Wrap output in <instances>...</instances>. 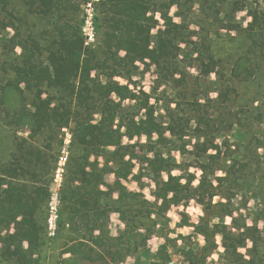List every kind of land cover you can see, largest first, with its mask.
Instances as JSON below:
<instances>
[{"label": "rangeland", "instance_id": "rangeland-1", "mask_svg": "<svg viewBox=\"0 0 264 264\" xmlns=\"http://www.w3.org/2000/svg\"><path fill=\"white\" fill-rule=\"evenodd\" d=\"M8 1L19 25L20 37L16 41L32 37L40 47L38 56L33 59L37 65L46 62L49 50L57 46L62 30L68 32L82 25L84 0H60L54 12L47 15L34 5L33 0ZM169 13L179 26L180 34L176 38L177 55L171 62L160 67L147 61L136 63L128 71L122 65L111 70L113 61H109L103 42L104 30L100 29L98 44L92 48L94 63L100 68L93 71L92 78L104 84L128 86L142 100H148L158 121L174 131L165 135L169 142L158 146L174 159L177 168L172 174L183 176V182H191L195 191L203 182L200 193L215 196L206 197L203 204L196 197L173 206L166 214V220L160 219L156 233L147 241L146 247L139 246L136 253H131L121 264H152L158 260V252L166 243L170 262L162 264H193L181 250L200 252L206 242L203 236L195 233V227L207 223L211 229L215 224L220 225L214 238L217 250L206 264H264V38L259 40L262 49L257 50L254 77L238 80L232 73L235 62L246 56L253 44L247 29L254 22V16L264 20V0H195L184 8L173 4ZM164 29L160 19L153 36ZM15 34L11 28L0 27V177L6 167L26 168L27 155L32 152L30 167L48 171L43 180L49 182L50 190L49 199L39 213L44 234L34 258L38 264H84L81 255L72 253L71 248L85 235L91 246L90 236L78 227L59 232L62 202L56 236L48 235L49 202L56 193L61 200L60 191L67 174L68 165L61 178L56 175L65 135L56 125L32 138L30 130L20 127L17 121L19 110H31L30 103L36 94L42 92L43 98L50 95L55 104L64 100L65 95L44 86L29 91L21 84L22 97L14 89L10 99L3 100V87L11 82L14 86L18 83L16 73L5 72V66L21 65L27 58L21 47L10 42ZM210 67L214 72L207 74ZM111 74L116 75L111 77ZM110 100L120 102L115 95ZM122 104L123 113L127 115L138 114L140 118L145 114L139 110L136 101L127 100ZM99 118V115L95 116V121ZM156 139L155 136L153 141ZM135 143L145 144L147 138L132 142L124 139L125 145ZM19 146L24 147L23 153ZM71 156L70 146L69 160ZM43 161H46L45 165ZM95 161L93 158L91 162ZM100 162L103 163L102 158ZM140 166L137 165L135 174L139 173ZM202 166L208 168L205 178ZM211 170L214 173L211 174ZM39 174L36 175L40 177ZM107 180L114 183L115 178L109 176ZM124 184L128 192L141 193L151 203L156 202V186L150 179L144 178L142 182L131 179ZM107 228L115 241L126 225L119 214L112 213ZM13 232V228L0 229V250L2 238ZM226 234L233 238L226 240L227 244L239 246L237 257L227 254L223 238ZM0 264L10 263L0 256Z\"/></svg>", "mask_w": 264, "mask_h": 264}, {"label": "trees", "instance_id": "trees-1", "mask_svg": "<svg viewBox=\"0 0 264 264\" xmlns=\"http://www.w3.org/2000/svg\"><path fill=\"white\" fill-rule=\"evenodd\" d=\"M194 1L102 0L97 7L96 28L98 39L99 30H104V47L109 53V61H113L111 70L122 65L128 71L136 63L147 61L160 67L171 62L177 55L176 38L180 34L179 26L170 16V8L173 4L188 7ZM59 2L33 0L45 15L52 14ZM9 7L8 0H0V27L15 30L16 34L10 42L21 47L27 58L21 65L5 66V72L16 73L18 83L14 86L11 82L3 87V100L8 101L15 91L22 97L21 84H25L29 91L42 86L55 89L65 95L64 100L55 104L50 95L43 98L42 92L36 94L30 103L31 110L24 108L18 111L19 126L27 127L32 138L51 126L57 125L61 131L72 126V156L60 191L63 208L59 232L74 227L87 232L91 246L85 235L71 248L72 253L81 255L84 264H121L131 253H136L139 246L146 247L147 241L156 233L160 219L166 220V214L173 206L196 197L203 204L206 197L213 198L215 195L200 193L203 182L195 191L191 182H183V176L172 174L177 165L169 153L165 154L158 146L169 142L165 135L174 131L158 121L148 100H142L128 86L104 84L92 78L93 71L100 66L94 63L95 51L85 46L81 25L76 30H62L57 46L49 50L46 62L37 65L33 59L38 56L40 47L32 37H21L23 40L16 41L20 37L19 25ZM160 19L165 29L153 36ZM247 32L253 44L248 54L234 64L232 73L238 80H248L256 73L257 50L262 49L259 40L264 38V20L255 15ZM121 53L124 55L120 56ZM206 71L210 74L214 68ZM114 75L111 74V77ZM113 95L120 102L110 100ZM127 100L136 101L139 110L145 112L144 116L138 118V114L131 116L123 113L122 102ZM97 115L100 118L96 122ZM155 136L157 139L153 141ZM142 137L147 138V143L124 144V139L132 142ZM19 148L21 152L24 150L23 146ZM32 156L30 151L26 168L6 167L0 177V229H14L13 233L2 238L0 256L10 264H38L34 257L43 242L44 228L39 221V213L50 196L49 182L43 180L48 171L31 168ZM93 158L95 162H91ZM45 163L42 162L43 165ZM138 164L141 165L139 173L135 174ZM201 170L205 178L208 168L202 166ZM38 173L40 177L36 175ZM212 173L214 170H211ZM109 176H114V183L107 180ZM144 178L150 179L156 186L154 203L141 193L128 192L124 184L131 179L142 182ZM194 191L196 194H193ZM112 213L119 214L126 225L125 231L115 241L109 236L107 228ZM219 225L215 224L213 229L209 223L195 227V233L205 238V246L200 252L183 249L181 254L193 264H206L217 250L214 238ZM223 238L227 254L237 257L239 246L227 244L226 240H233L230 235L226 234ZM157 257L158 260L152 264L170 262L167 243L161 247Z\"/></svg>", "mask_w": 264, "mask_h": 264}, {"label": "built area", "instance_id": "built-area-1", "mask_svg": "<svg viewBox=\"0 0 264 264\" xmlns=\"http://www.w3.org/2000/svg\"><path fill=\"white\" fill-rule=\"evenodd\" d=\"M102 0H86L83 7L81 33L84 37L85 46L94 48L98 44V33L96 28L97 7ZM65 135L64 147L59 156V164L56 172L57 178H61L65 172L69 160V149L72 144L73 134L70 129H63ZM61 200L59 193L54 194L49 202V218L47 222L49 237H55L58 229L59 206Z\"/></svg>", "mask_w": 264, "mask_h": 264}]
</instances>
